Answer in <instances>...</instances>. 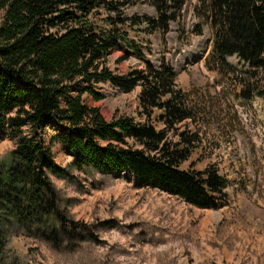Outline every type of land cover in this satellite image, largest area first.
<instances>
[{
	"label": "trees",
	"instance_id": "16d2710c",
	"mask_svg": "<svg viewBox=\"0 0 264 264\" xmlns=\"http://www.w3.org/2000/svg\"><path fill=\"white\" fill-rule=\"evenodd\" d=\"M142 3L154 10V18L126 15ZM185 6L186 0H0V139L17 140L0 168V256L10 225H46L54 242L79 231L60 211L50 180L68 176L41 137L48 124L58 127L72 170L128 174L138 187L150 186L200 210L227 204L228 182L217 169L183 168L199 138L179 132L184 122L195 123L196 112L178 89L173 67L165 60L156 67L146 61L142 70L120 76L106 66L117 49L145 61L148 47L140 49L134 38L156 33L164 38L173 25L182 27ZM195 14L200 24L192 35L202 36L203 26L211 32L207 71L218 74L238 99H264V0H201ZM106 83L124 94L141 88L144 123L108 122L85 104V97L102 101L97 89Z\"/></svg>",
	"mask_w": 264,
	"mask_h": 264
},
{
	"label": "rangeland",
	"instance_id": "374dc122",
	"mask_svg": "<svg viewBox=\"0 0 264 264\" xmlns=\"http://www.w3.org/2000/svg\"><path fill=\"white\" fill-rule=\"evenodd\" d=\"M200 1L186 0L182 27L173 25L164 38L157 33L144 36L146 40L134 38L140 49L148 47L145 61L117 49L107 56L106 66L120 76L142 70L146 61L156 67L165 60L173 67L178 89L196 112L195 123L184 122L179 132L199 138L198 149L183 168L213 167L228 179L232 187L226 209L194 208L150 186L138 187L128 174L72 170L73 158L60 142L58 127L48 124L41 137L56 166L68 176L50 180L59 195L60 211L79 231L60 235L54 242L46 225L7 226L0 263L254 264L256 259L264 264V99H238L218 74L207 71L204 60L211 49V32L203 26L202 36L192 35L193 26L200 24L195 14ZM126 15L154 18L155 12L142 3ZM1 16L0 12V22ZM227 63L243 71L234 58ZM97 91L104 99L94 102L85 97V104L98 108L106 121L145 122L138 110L139 86L124 94L106 83ZM16 144L10 136L0 139V168ZM236 185L249 190L237 192Z\"/></svg>",
	"mask_w": 264,
	"mask_h": 264
},
{
	"label": "crops",
	"instance_id": "0c3cea01",
	"mask_svg": "<svg viewBox=\"0 0 264 264\" xmlns=\"http://www.w3.org/2000/svg\"><path fill=\"white\" fill-rule=\"evenodd\" d=\"M220 174V173H219ZM227 187H226V189L224 190V194H225V196H226V199H227V204L223 207V208H221V209H218V210H224V209H226V207H227V205H228V203H229V195H228V192H229V190H230V188L232 187V183H230L229 181H228V179H227ZM236 187V191L238 192V191H241L242 189L244 190V189H247V190H249V188H247V187H245V186H235ZM234 199L235 200H237V198L236 197H234ZM254 231V230H253ZM253 233V232H252ZM254 264H257L258 263V261L256 260V259H254Z\"/></svg>",
	"mask_w": 264,
	"mask_h": 264
}]
</instances>
